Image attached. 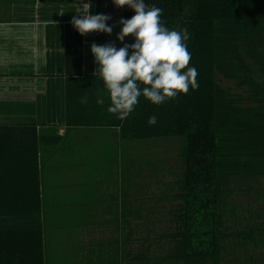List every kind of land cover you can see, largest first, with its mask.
<instances>
[{
  "label": "trees",
  "instance_id": "1",
  "mask_svg": "<svg viewBox=\"0 0 264 264\" xmlns=\"http://www.w3.org/2000/svg\"><path fill=\"white\" fill-rule=\"evenodd\" d=\"M144 3L163 10L161 22L169 30L190 33L189 66L198 71L199 87L162 105L141 96L133 112L118 119L107 111L110 100L100 75L83 73V36L71 23L66 26L65 125L116 127L123 141L182 137V188L160 261L221 264L230 235L224 226L227 180L264 176V81L256 78V72L264 78V0ZM133 15L128 8L122 18ZM134 42L128 36L123 45ZM222 76H235L244 90L233 93ZM98 94L103 105L96 103ZM83 97L87 104L80 102ZM153 115L157 123L150 126ZM62 138L35 124L0 123V264H50L38 153L41 144L57 145ZM250 236L246 232L245 238ZM141 251L139 259H148Z\"/></svg>",
  "mask_w": 264,
  "mask_h": 264
},
{
  "label": "rangeland",
  "instance_id": "2",
  "mask_svg": "<svg viewBox=\"0 0 264 264\" xmlns=\"http://www.w3.org/2000/svg\"><path fill=\"white\" fill-rule=\"evenodd\" d=\"M256 78L264 81L258 72ZM220 81L229 85L233 93L244 90L238 87L235 76H222ZM59 128L53 127L55 131ZM41 145L39 172L48 152ZM184 148V139L179 136L122 140L121 158L115 161L121 171L120 192L116 190L117 172L116 178L113 174L111 177L116 186L111 185L108 191L101 189L98 198L92 200L91 205L97 203L98 208L81 205L73 209L70 203L65 209L56 207L49 213L45 209L46 242L53 260L59 264H170L162 263L160 254H166L169 247L166 235L182 188ZM64 149L65 144L54 153L50 151L51 160L59 162ZM81 155L79 165L95 170L92 154L90 163L86 160L85 164ZM227 182L224 226L230 235L223 242L220 263L264 264V176L232 177ZM91 190L96 191L95 187ZM112 192L115 201L110 199ZM246 232L251 235L249 239L245 238ZM142 249L148 255L143 261L138 257Z\"/></svg>",
  "mask_w": 264,
  "mask_h": 264
},
{
  "label": "crops",
  "instance_id": "3",
  "mask_svg": "<svg viewBox=\"0 0 264 264\" xmlns=\"http://www.w3.org/2000/svg\"><path fill=\"white\" fill-rule=\"evenodd\" d=\"M84 4H91L89 11L93 15L111 16L107 22L113 26L111 35H83V73L99 74L90 45L113 43L117 49L123 47L117 39L122 28L119 21L130 7L117 8L112 0H0V123L35 124L41 131H55L53 127L59 125L56 132L63 135L57 145H41L44 152L48 150L40 165L42 205L49 209L48 213L56 207L65 209L70 203L73 209L81 205L98 208L97 203L91 205L92 200L98 198L101 189L111 190V177L113 174L116 178L117 172L116 190L120 192L121 171L115 163L117 157L119 161L121 158L119 128L65 125L66 26L73 15L80 14ZM64 144L61 160H51L50 151L54 153ZM81 153L83 164L86 160L90 163L92 154L95 170L79 165ZM109 196L115 201V193ZM118 209L120 215V202ZM46 253L50 264H59L48 252L47 242Z\"/></svg>",
  "mask_w": 264,
  "mask_h": 264
},
{
  "label": "clouds",
  "instance_id": "4",
  "mask_svg": "<svg viewBox=\"0 0 264 264\" xmlns=\"http://www.w3.org/2000/svg\"><path fill=\"white\" fill-rule=\"evenodd\" d=\"M112 2L117 8L128 6L134 10L135 15L130 19H120L122 28L117 39L123 42L126 37L133 36L135 42L119 49L113 43L90 45L110 100L107 111L123 120L133 112L141 96L154 105H162L188 94L190 88L197 89L198 71L189 66L188 30H169L161 22L163 10L155 5L146 6L144 0ZM90 7L91 4H84L80 14L73 15V27L82 36L93 32L111 35L113 26L107 23L111 16L93 15ZM80 102L87 104L88 98L83 97ZM104 102L103 95L98 94L96 103L103 105ZM156 123L155 115L149 117L150 126Z\"/></svg>",
  "mask_w": 264,
  "mask_h": 264
}]
</instances>
